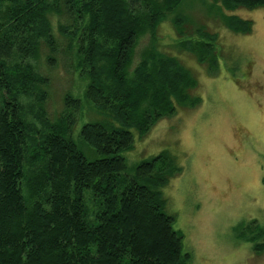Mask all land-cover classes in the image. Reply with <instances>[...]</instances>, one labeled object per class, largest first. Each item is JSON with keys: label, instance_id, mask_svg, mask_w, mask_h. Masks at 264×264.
Returning a JSON list of instances; mask_svg holds the SVG:
<instances>
[{"label": "trees", "instance_id": "16d2710c", "mask_svg": "<svg viewBox=\"0 0 264 264\" xmlns=\"http://www.w3.org/2000/svg\"><path fill=\"white\" fill-rule=\"evenodd\" d=\"M183 3L0 0V264H189L161 194L181 168L161 154L128 175L124 157L134 132L141 137L178 107L200 102L190 95L197 81L176 57L151 47L131 68L142 36L154 42L172 16L182 51L210 73L219 69L215 35L185 37ZM212 3L219 12L264 8V0ZM52 16L64 18L58 32L85 80L83 98L66 93L55 118L47 109L50 79L37 67L43 48L56 66ZM226 22L235 33L251 30L237 16ZM86 111L101 118L79 134L95 160L73 137ZM255 223L237 238L260 252L264 227Z\"/></svg>", "mask_w": 264, "mask_h": 264}, {"label": "rangeland", "instance_id": "374dc122", "mask_svg": "<svg viewBox=\"0 0 264 264\" xmlns=\"http://www.w3.org/2000/svg\"><path fill=\"white\" fill-rule=\"evenodd\" d=\"M181 11L188 19L185 37L201 31L216 36L219 71L210 73L207 64L182 51L172 16L158 28L154 42L149 34L139 39L131 68L151 47L176 57L197 81L190 95L200 102L178 107L175 115L162 118L141 137L134 132L133 148L124 154L126 174L133 175L137 165L161 154L181 168L161 194L174 229L183 237V250L191 255L189 264H264V250L255 251L252 243L237 238L238 230L250 223L264 227V8L219 12L212 0H185ZM232 15L249 21L251 30H230L226 17ZM64 22L51 17L56 66L47 65V48L37 62L50 79L51 118L63 110L66 93L83 98L85 85L58 32ZM94 116L84 112L73 127L74 139L90 160L97 156L80 143L79 134L85 123L101 119Z\"/></svg>", "mask_w": 264, "mask_h": 264}]
</instances>
